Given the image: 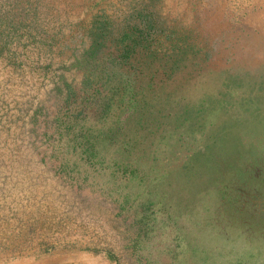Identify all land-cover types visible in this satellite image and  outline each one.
Segmentation results:
<instances>
[{
  "label": "rangeland",
  "instance_id": "rangeland-1",
  "mask_svg": "<svg viewBox=\"0 0 264 264\" xmlns=\"http://www.w3.org/2000/svg\"><path fill=\"white\" fill-rule=\"evenodd\" d=\"M0 264H264V0H0Z\"/></svg>",
  "mask_w": 264,
  "mask_h": 264
}]
</instances>
